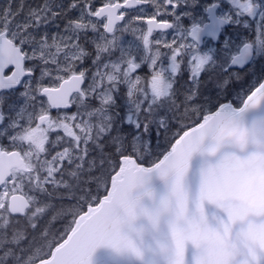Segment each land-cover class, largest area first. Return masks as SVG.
<instances>
[{"label":"snow or ice","instance_id":"snow-or-ice-1","mask_svg":"<svg viewBox=\"0 0 264 264\" xmlns=\"http://www.w3.org/2000/svg\"><path fill=\"white\" fill-rule=\"evenodd\" d=\"M0 264H264V0H0Z\"/></svg>","mask_w":264,"mask_h":264}]
</instances>
